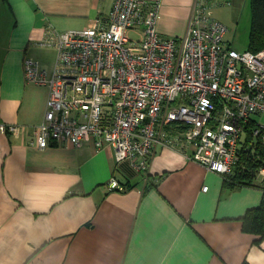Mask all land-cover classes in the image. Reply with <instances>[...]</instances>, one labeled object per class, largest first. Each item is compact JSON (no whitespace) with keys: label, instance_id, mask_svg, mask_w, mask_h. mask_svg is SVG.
<instances>
[{"label":"crops","instance_id":"crops-1","mask_svg":"<svg viewBox=\"0 0 264 264\" xmlns=\"http://www.w3.org/2000/svg\"><path fill=\"white\" fill-rule=\"evenodd\" d=\"M159 1L157 31L183 38L194 0ZM112 2L0 0V124L19 127L0 133V264H264V240L243 229L264 197L259 174L233 188L188 151L158 146L146 178L109 146L32 144L47 89L26 82L24 56L52 68L54 50L35 46L45 28H88Z\"/></svg>","mask_w":264,"mask_h":264},{"label":"built area","instance_id":"built-area-1","mask_svg":"<svg viewBox=\"0 0 264 264\" xmlns=\"http://www.w3.org/2000/svg\"><path fill=\"white\" fill-rule=\"evenodd\" d=\"M231 1L194 0L180 39L157 31L159 0H113L106 18L82 30L47 26L35 46L54 50L53 67L22 60L26 82L47 89L32 144L109 146L116 163L146 178L156 148L174 147L230 176L245 144L264 149V48L239 51L227 40L212 9ZM18 129L0 124V133ZM108 186L123 190L114 178Z\"/></svg>","mask_w":264,"mask_h":264},{"label":"trees","instance_id":"trees-1","mask_svg":"<svg viewBox=\"0 0 264 264\" xmlns=\"http://www.w3.org/2000/svg\"><path fill=\"white\" fill-rule=\"evenodd\" d=\"M6 1V0H4ZM251 10V22L249 32L248 51L256 52L264 48V0H249ZM249 139V137L247 138ZM245 144L240 152L239 160L233 173L223 178L224 184L240 187L251 185L260 168H264V149L259 144L253 147ZM149 178V176H147ZM264 189V180L260 183ZM243 229L255 236L254 242L260 244L264 240V197L260 205L248 210L243 219ZM242 264H248L243 262Z\"/></svg>","mask_w":264,"mask_h":264},{"label":"rangeland","instance_id":"rangeland-1","mask_svg":"<svg viewBox=\"0 0 264 264\" xmlns=\"http://www.w3.org/2000/svg\"><path fill=\"white\" fill-rule=\"evenodd\" d=\"M212 11L215 18L228 26L227 39L232 47L239 51L248 49L251 22L250 1L232 0L231 5L215 6ZM50 56L47 55L48 59ZM258 119L264 122V116Z\"/></svg>","mask_w":264,"mask_h":264},{"label":"water","instance_id":"water-1","mask_svg":"<svg viewBox=\"0 0 264 264\" xmlns=\"http://www.w3.org/2000/svg\"><path fill=\"white\" fill-rule=\"evenodd\" d=\"M249 149H250V147H249Z\"/></svg>","mask_w":264,"mask_h":264}]
</instances>
